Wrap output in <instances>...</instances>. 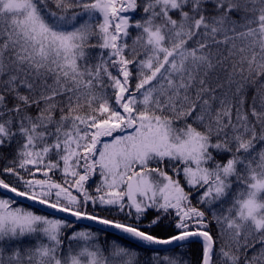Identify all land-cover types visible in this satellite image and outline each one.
<instances>
[{"label": "snow or ice", "instance_id": "snow-or-ice-1", "mask_svg": "<svg viewBox=\"0 0 264 264\" xmlns=\"http://www.w3.org/2000/svg\"><path fill=\"white\" fill-rule=\"evenodd\" d=\"M0 264H264V0H0Z\"/></svg>", "mask_w": 264, "mask_h": 264}, {"label": "trees", "instance_id": "trees-1", "mask_svg": "<svg viewBox=\"0 0 264 264\" xmlns=\"http://www.w3.org/2000/svg\"><path fill=\"white\" fill-rule=\"evenodd\" d=\"M99 211V209H97Z\"/></svg>", "mask_w": 264, "mask_h": 264}]
</instances>
